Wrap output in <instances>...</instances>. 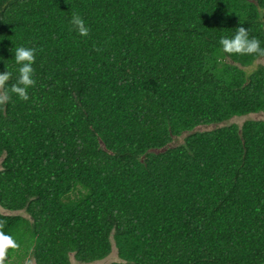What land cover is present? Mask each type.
Wrapping results in <instances>:
<instances>
[{
    "label": "trees",
    "instance_id": "obj_1",
    "mask_svg": "<svg viewBox=\"0 0 264 264\" xmlns=\"http://www.w3.org/2000/svg\"><path fill=\"white\" fill-rule=\"evenodd\" d=\"M241 25L264 47V0H0L7 87L36 49L0 103V207L28 216L0 213L2 264H264V120L228 124L264 114V56L219 43Z\"/></svg>",
    "mask_w": 264,
    "mask_h": 264
},
{
    "label": "clouds",
    "instance_id": "obj_2",
    "mask_svg": "<svg viewBox=\"0 0 264 264\" xmlns=\"http://www.w3.org/2000/svg\"><path fill=\"white\" fill-rule=\"evenodd\" d=\"M71 24L81 37L89 35L90 28L79 14L74 13L72 15ZM219 43L224 53L264 56V47L261 46V41L250 36L248 28H245L243 25L237 27L231 37H222ZM14 60L18 67L16 68L15 82L11 84L10 88L7 87V84L13 78V71L6 68L5 71L0 72V89L4 90L3 94L0 95V103L7 102L12 95L24 101L29 100V89L36 84L33 68L36 60V49L26 46L16 47ZM0 228H2V224H0ZM16 247L18 245L15 239L3 230H0V264H2V258L6 250Z\"/></svg>",
    "mask_w": 264,
    "mask_h": 264
},
{
    "label": "rangeland",
    "instance_id": "obj_3",
    "mask_svg": "<svg viewBox=\"0 0 264 264\" xmlns=\"http://www.w3.org/2000/svg\"><path fill=\"white\" fill-rule=\"evenodd\" d=\"M257 64L264 65V58L257 61L256 65ZM248 120H264V114H252V115H248V116L242 117V118H234L231 121H229L228 124L235 123V124H238L239 126H241L243 124V122L248 121ZM213 128H214V126H210V127H203L202 126V127L198 128V130L208 131V130H211ZM182 138H183V136H181L178 139V141H181ZM1 163H2V160H0V170H2ZM0 213H3V214H20L21 216H24L26 219L28 218V216L24 212L9 213V212L4 211L1 207H0ZM116 261H118L117 255H116V250L113 249L112 254L107 259L100 261V262H97V263H94V264H111V263L116 262ZM71 262L73 264H76L73 257H71ZM18 264H35V262L30 257H27L26 259L21 260Z\"/></svg>",
    "mask_w": 264,
    "mask_h": 264
}]
</instances>
